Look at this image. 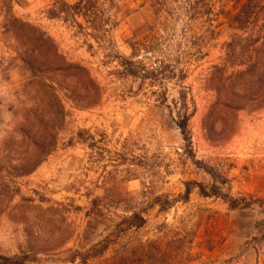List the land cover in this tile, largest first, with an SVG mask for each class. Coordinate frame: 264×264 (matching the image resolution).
Returning a JSON list of instances; mask_svg holds the SVG:
<instances>
[{
    "label": "rangeland",
    "instance_id": "374dc122",
    "mask_svg": "<svg viewBox=\"0 0 264 264\" xmlns=\"http://www.w3.org/2000/svg\"><path fill=\"white\" fill-rule=\"evenodd\" d=\"M75 1L0 0V264H81L94 246L106 248L87 264H117L140 242L145 264H264V108L224 115L215 135L204 129L215 95L207 76L229 32L204 40L182 30L185 18L117 0L104 7L114 25L98 43L59 13ZM16 18L46 31L94 82L44 75L66 118L55 150L24 176L12 144L45 91L23 61ZM179 113L191 114L189 141Z\"/></svg>",
    "mask_w": 264,
    "mask_h": 264
},
{
    "label": "trees",
    "instance_id": "16d2710c",
    "mask_svg": "<svg viewBox=\"0 0 264 264\" xmlns=\"http://www.w3.org/2000/svg\"><path fill=\"white\" fill-rule=\"evenodd\" d=\"M115 1L117 0H76L72 4L63 2L59 13L64 14V21L72 17L85 38L90 37L101 43L108 35V28L114 25L104 7ZM141 1L150 3L157 13L166 15L168 19L185 18L182 30L187 34L200 33L204 40L214 39L222 28L229 32L228 39L222 44L223 55L220 62L211 66L207 76V89L215 95L203 121L206 132L210 135L217 134L218 123L223 122L224 115L228 113L253 112L264 108V0ZM76 17L83 18L87 26L78 23ZM15 22L22 47L25 46L30 54L28 60L23 61L29 66L34 79L40 77L37 84L45 91L44 95L36 98L35 108L24 113V122L18 130L21 139L12 144L22 150L20 153L23 156L14 168L15 174L24 176L33 172L55 150L59 131L66 118L62 101L53 88V80L52 84L48 83L44 75L47 72H62L66 79L81 76L93 84L94 82L84 67L68 61L46 31L17 18ZM86 29L91 30L90 33ZM88 46L92 48V44ZM193 49L194 47L188 48L182 55L190 56ZM127 63L128 74L137 77V62L128 60ZM71 69H79L81 74L76 75ZM190 117L191 114L179 113L176 122L186 141L190 140ZM201 195L208 197L211 193L202 191ZM214 195L216 196L215 193ZM258 204L264 214V199L258 200ZM99 206V201L94 200V209ZM237 208L235 204L230 205L232 210ZM129 221L136 228H142L145 223L144 218L137 213H133ZM95 248L97 246L82 253L81 264H87L91 258L101 256L106 247L92 253ZM145 250L142 242L133 247L125 246L117 264H145Z\"/></svg>",
    "mask_w": 264,
    "mask_h": 264
}]
</instances>
